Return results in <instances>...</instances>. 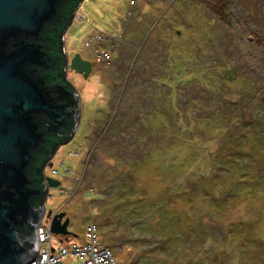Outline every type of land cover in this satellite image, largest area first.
<instances>
[{
    "label": "rangeland",
    "instance_id": "rangeland-1",
    "mask_svg": "<svg viewBox=\"0 0 264 264\" xmlns=\"http://www.w3.org/2000/svg\"><path fill=\"white\" fill-rule=\"evenodd\" d=\"M63 49L91 71L43 169L53 247L96 223L117 264H264V0H83Z\"/></svg>",
    "mask_w": 264,
    "mask_h": 264
},
{
    "label": "water",
    "instance_id": "water-1",
    "mask_svg": "<svg viewBox=\"0 0 264 264\" xmlns=\"http://www.w3.org/2000/svg\"><path fill=\"white\" fill-rule=\"evenodd\" d=\"M63 0H0V264H30L36 255L34 218L44 212L33 206L47 192L44 178L36 188L27 173L33 152L44 145L43 137H67L69 122L74 131L79 119L78 97L63 86L47 85L38 69H47L41 34L57 16ZM88 77L91 64L76 55L65 67ZM49 232L65 237L64 214L48 212ZM27 227H32L24 236ZM27 245V246H26Z\"/></svg>",
    "mask_w": 264,
    "mask_h": 264
},
{
    "label": "trees",
    "instance_id": "trees-1",
    "mask_svg": "<svg viewBox=\"0 0 264 264\" xmlns=\"http://www.w3.org/2000/svg\"><path fill=\"white\" fill-rule=\"evenodd\" d=\"M83 0H63L57 10L56 18L44 26V32L41 34L43 41V51L46 53L48 59L47 69H38L39 73L44 77L47 85H61L69 92H74V88L67 81L65 77V67L67 65V58L63 49V37L66 30L70 27L75 12ZM78 104H75L77 106ZM65 133L71 135L67 137H55L52 134H46L43 147L33 152L31 165L27 173L29 179L33 182L36 188L44 186L43 169L51 160L57 149L67 142L74 133V124L69 122L66 126ZM46 192H43L39 199H33L31 204L33 206L40 205L45 199ZM38 218H34L36 222ZM32 231V227H27L24 236H28ZM27 246V245H26Z\"/></svg>",
    "mask_w": 264,
    "mask_h": 264
},
{
    "label": "built area",
    "instance_id": "built-area-1",
    "mask_svg": "<svg viewBox=\"0 0 264 264\" xmlns=\"http://www.w3.org/2000/svg\"><path fill=\"white\" fill-rule=\"evenodd\" d=\"M103 60L109 58L108 53H102ZM53 174L57 175L56 172ZM45 210L38 218L34 233L36 237V255L30 264H65L67 257L81 261V264H117L113 253L99 243V229L96 223H90L84 231L82 244H71L55 249L52 245V234L49 232V220Z\"/></svg>",
    "mask_w": 264,
    "mask_h": 264
},
{
    "label": "crops",
    "instance_id": "crops-1",
    "mask_svg": "<svg viewBox=\"0 0 264 264\" xmlns=\"http://www.w3.org/2000/svg\"><path fill=\"white\" fill-rule=\"evenodd\" d=\"M65 52H66V49H65Z\"/></svg>",
    "mask_w": 264,
    "mask_h": 264
}]
</instances>
